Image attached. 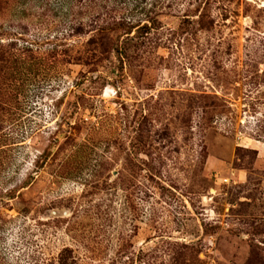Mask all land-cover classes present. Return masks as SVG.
<instances>
[{"label":"rangeland","instance_id":"rangeland-1","mask_svg":"<svg viewBox=\"0 0 264 264\" xmlns=\"http://www.w3.org/2000/svg\"><path fill=\"white\" fill-rule=\"evenodd\" d=\"M0 264H264V0H0Z\"/></svg>","mask_w":264,"mask_h":264},{"label":"trees","instance_id":"trees-1","mask_svg":"<svg viewBox=\"0 0 264 264\" xmlns=\"http://www.w3.org/2000/svg\"><path fill=\"white\" fill-rule=\"evenodd\" d=\"M80 30H84L83 29V26H80V27H78ZM105 29H102L101 31H104ZM111 30L112 29H109V30H105L103 33H106V35H104V37H101V38H99V40L95 37V36H93V37H91L90 39H89V43H91V44H95V46H94V50H97V49H99V48H102L103 50L106 48V45H109V41L111 40L110 39V32H111ZM131 32V27L129 28V31H127V33H130ZM124 46V47H123ZM118 49V51H119V59H120V61L121 62H123V60H124V58L125 57H128V52H127V47H126V44L124 45L123 43L122 44H120L118 47H117ZM104 51H106V50H104ZM84 54H85V52H84ZM98 55V54H97ZM83 56V53H81V57ZM86 56V59H85V61L87 62V63H90L91 61H89V59H88V57L87 56H90V55H85ZM92 56V55H91ZM83 58H84V56H83ZM93 62V61H92Z\"/></svg>","mask_w":264,"mask_h":264}]
</instances>
